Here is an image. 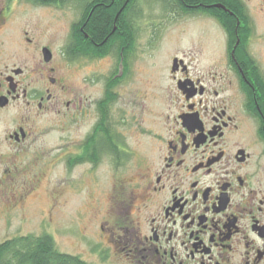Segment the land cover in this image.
<instances>
[{
    "label": "flooded vegetation",
    "instance_id": "flooded-vegetation-1",
    "mask_svg": "<svg viewBox=\"0 0 264 264\" xmlns=\"http://www.w3.org/2000/svg\"><path fill=\"white\" fill-rule=\"evenodd\" d=\"M72 1L67 42L46 14ZM146 1L122 2L102 52L73 56L74 28L88 37L114 0H0V243L51 234L84 192L97 258L75 255L88 264H264V0H154L164 20L212 21L225 41L207 60L189 44L154 67L167 82L150 105L129 89L136 38L162 30L147 29ZM107 58L105 77L84 70Z\"/></svg>",
    "mask_w": 264,
    "mask_h": 264
},
{
    "label": "rangeland",
    "instance_id": "rangeland-1",
    "mask_svg": "<svg viewBox=\"0 0 264 264\" xmlns=\"http://www.w3.org/2000/svg\"><path fill=\"white\" fill-rule=\"evenodd\" d=\"M146 13L144 15V22L147 29L161 27L160 35L151 40L150 34L147 33L136 38V48L131 53V76L129 81V89L133 93L134 90L143 89L146 91L148 105L154 103L155 84H165L167 80L155 79L154 67L164 66L171 61V56L177 53V50L184 48L186 45H204L207 51L202 54L204 60L211 56L222 53L224 49L225 36L214 25L212 21H204L201 19L191 18L183 20L166 19L158 5L154 0L146 1ZM50 15V16H49ZM46 17L50 19V28L52 32L60 36L61 39L67 38L71 28L79 18V7L75 1L68 2L62 6L52 7ZM260 29H264V23L259 24ZM256 35V34H255ZM258 36L254 37V47L258 46ZM119 54H114L115 60H119ZM88 62L83 61L84 70L98 71V75L102 78L106 76L109 60ZM154 89V92L153 90ZM128 91V90H127ZM85 128H83L84 130ZM135 162V159L134 161ZM85 193L73 192L67 197L66 207L59 212L55 213V222L52 221L49 231L53 236L57 248L62 252L76 254L82 252L80 246L86 247L83 255L87 258L94 260L97 258L91 252V239L94 235V229L88 231V236L84 237L81 234V229L84 224L78 219L80 213L85 214L87 204H85ZM58 213V214H57ZM91 236V238H90Z\"/></svg>",
    "mask_w": 264,
    "mask_h": 264
},
{
    "label": "trees",
    "instance_id": "trees-1",
    "mask_svg": "<svg viewBox=\"0 0 264 264\" xmlns=\"http://www.w3.org/2000/svg\"><path fill=\"white\" fill-rule=\"evenodd\" d=\"M124 0H114L113 7L100 4L86 23L85 32L80 31L79 27L74 28L72 42L70 43V51L74 56L79 48L95 47L101 45L97 49L98 52L106 47L113 37L117 34L112 32L114 27H120L123 24V2ZM87 18V15L85 19ZM124 37V36H123ZM123 37L121 40L123 41ZM126 40L128 38L125 37ZM237 36L231 34L232 43L235 42ZM242 39L244 36L241 37ZM123 44V43H122ZM96 49V48H95ZM0 264H88L80 260L79 256L60 251L51 234H43L41 236H27L13 239L0 243Z\"/></svg>",
    "mask_w": 264,
    "mask_h": 264
}]
</instances>
